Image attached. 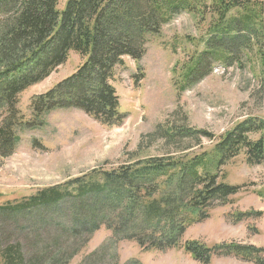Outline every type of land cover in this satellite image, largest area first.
<instances>
[{"label": "trees", "instance_id": "obj_1", "mask_svg": "<svg viewBox=\"0 0 264 264\" xmlns=\"http://www.w3.org/2000/svg\"><path fill=\"white\" fill-rule=\"evenodd\" d=\"M0 0V157L12 156L18 133L42 126L43 116L59 109H79L108 127L121 126L125 115L113 86L115 70L129 57L140 61L150 37L181 13L196 17L205 29V49L182 76L185 91L211 73V65L242 66L255 54L264 87V2L258 0ZM76 53L84 63L48 93L32 101L34 121L25 122L18 108L23 92L38 85ZM248 58V57H247ZM264 89V88H263ZM152 136L172 146L161 157L98 171L64 185L43 189L36 196L0 206L8 221L35 211L52 212L72 241L89 239L106 227L115 238L135 242L144 252L181 248L189 226L209 217L216 204H225L241 187L221 180L220 171L242 153L250 166L264 164V122L247 119L222 136L210 152L187 154L206 131L187 126L159 125ZM192 141L187 147L176 145ZM186 153V154H185ZM178 155V156H175ZM224 179V177L222 178ZM70 216L66 219V214ZM42 213V212H41ZM252 213V212H251ZM242 214L238 220L250 218ZM6 224L0 219V264H69L83 249H59L51 256L28 257L23 242H4ZM85 245V244H83ZM184 250L201 264L213 257H236L264 264V248L230 243L207 246L187 242Z\"/></svg>", "mask_w": 264, "mask_h": 264}, {"label": "rangeland", "instance_id": "obj_2", "mask_svg": "<svg viewBox=\"0 0 264 264\" xmlns=\"http://www.w3.org/2000/svg\"><path fill=\"white\" fill-rule=\"evenodd\" d=\"M58 2V9L64 10L68 0ZM204 29L194 15L181 13L163 26L159 36L149 38L140 61L124 58L113 81L120 111L126 116L121 126L103 125L79 109H59L43 116L39 128L20 131L15 153L0 157V206L29 199L94 170L113 171L176 151L167 147L165 140L152 136L159 125L187 126L212 134L214 141L203 140L200 147L187 152L202 154L210 152L239 123L247 119L264 122V87L255 54L244 57L242 66L215 62L208 76L180 91L177 85L185 69L205 49ZM83 63L84 59L72 52L49 78L21 94L18 108L26 123L34 121L33 99L72 76ZM191 142L176 147L183 149ZM220 178L241 187L240 192L225 204L216 203L208 218L189 226L180 249L144 252L135 242L115 238L106 227L90 239L84 234L72 241L61 229L66 220L43 211L8 221L0 216L6 224L3 239L11 244L22 241L24 253L32 258L51 256L62 247L79 244L76 248L83 249L69 264H201L184 250V244L193 241L207 246L237 243L264 248V164L250 166L242 153L221 168ZM247 213L250 218L238 222ZM68 216L69 212L66 219ZM210 264L254 263L222 256L213 257Z\"/></svg>", "mask_w": 264, "mask_h": 264}]
</instances>
